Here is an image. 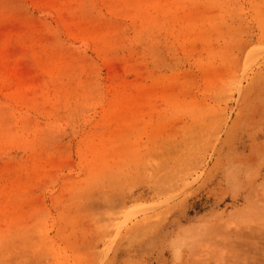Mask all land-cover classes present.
<instances>
[{"label": "rangeland", "instance_id": "1", "mask_svg": "<svg viewBox=\"0 0 264 264\" xmlns=\"http://www.w3.org/2000/svg\"><path fill=\"white\" fill-rule=\"evenodd\" d=\"M0 264H264V0H0Z\"/></svg>", "mask_w": 264, "mask_h": 264}]
</instances>
